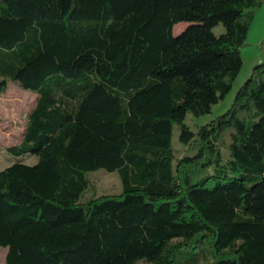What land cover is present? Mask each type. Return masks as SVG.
I'll return each instance as SVG.
<instances>
[{"label": "trees", "instance_id": "16d2710c", "mask_svg": "<svg viewBox=\"0 0 264 264\" xmlns=\"http://www.w3.org/2000/svg\"><path fill=\"white\" fill-rule=\"evenodd\" d=\"M263 5L0 0V101L9 82L38 93L8 149L29 156L0 170L5 264H264V41L232 106L185 123L232 91ZM181 22L202 26L174 41ZM175 125L196 155L176 161ZM101 169L121 192L86 196Z\"/></svg>", "mask_w": 264, "mask_h": 264}, {"label": "rangeland", "instance_id": "374dc122", "mask_svg": "<svg viewBox=\"0 0 264 264\" xmlns=\"http://www.w3.org/2000/svg\"><path fill=\"white\" fill-rule=\"evenodd\" d=\"M260 13L257 20H253L252 28L249 31L246 45L242 48L243 67L240 74L234 81L232 91L215 105L212 112L200 118L187 114L186 125L192 132H198L199 129L224 114L233 104L239 88L247 81L255 65L260 59H263L262 41H264V5L259 9ZM258 10V11H259ZM201 23L181 22L174 26L173 40L177 41L186 32L197 27ZM215 34L219 35L224 32V27L218 25L214 28ZM38 93L33 90H25L18 83L9 82L5 93L2 94L0 101V170L9 166L12 160H21L29 155H15L8 152L13 147L22 142L24 132L28 124V118L36 106ZM180 127L175 125L173 132V148L176 161L188 156L197 154L198 140L194 139L189 144L180 141ZM231 131L223 134L217 148L222 152L224 160L229 158V144L231 142ZM9 153V154H8ZM32 162V161H29ZM91 187L86 196L93 193L119 194L122 190V183L117 172H107L98 170L89 174ZM7 248L0 247V264H5Z\"/></svg>", "mask_w": 264, "mask_h": 264}, {"label": "crops", "instance_id": "0c3cea01", "mask_svg": "<svg viewBox=\"0 0 264 264\" xmlns=\"http://www.w3.org/2000/svg\"><path fill=\"white\" fill-rule=\"evenodd\" d=\"M259 13H260V10L256 12V14H255V18H254V21L257 20ZM254 21H253V22H254ZM252 24H253V23H252ZM251 28H252V25H251ZM251 28H250V30H251ZM241 53H242V52H241ZM261 61H262V59H260V60L258 61V63H260Z\"/></svg>", "mask_w": 264, "mask_h": 264}]
</instances>
